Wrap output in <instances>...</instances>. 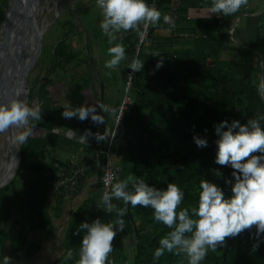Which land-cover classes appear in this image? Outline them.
Wrapping results in <instances>:
<instances>
[{
    "label": "trees",
    "instance_id": "trees-1",
    "mask_svg": "<svg viewBox=\"0 0 264 264\" xmlns=\"http://www.w3.org/2000/svg\"><path fill=\"white\" fill-rule=\"evenodd\" d=\"M152 1L147 0L149 4ZM169 1L154 0L162 14H168ZM182 1L184 0H180ZM186 1L190 4V0ZM7 2L8 0H0V26L5 17L4 6ZM187 10L188 5L184 2L178 10L174 24L165 23L162 17L155 25L149 22L141 42L139 33L143 32V21L139 23V33L131 28L116 32L119 35L117 38L123 39L117 43L124 45L126 58L111 71V78L115 77V81L119 78L116 93L105 91L102 98L97 96L91 83L92 75L88 72V61H94L93 57L87 55L85 59H79L75 42H68L70 35L80 32L76 26V18L69 15L63 20H54L64 29L52 38L51 43L55 44L51 48H45L43 41L35 66L42 65L45 76L39 84V73L34 77V84L27 95L29 105L34 96L40 100L41 119L35 121L36 131L39 133L31 140L28 137L21 144L16 171L6 184L0 186V252L6 242L10 248L20 251L30 232L40 230L50 234L54 231L52 218L59 216L62 210L63 182L74 176L78 165L81 167L77 174L79 184L76 192L92 174L96 177V187L69 215L65 240L62 239L61 243L63 251L47 264H75L79 257V241L83 232L73 235V230L81 220H91L96 216L109 218L100 200L103 194L101 165L107 159L108 142H97L93 136H84L81 141L75 140L67 147L68 139L63 136L69 127L78 136L83 134L82 121L64 118L57 99L59 94L68 98L72 85L77 82L80 85L82 102L73 105L74 107L85 102H99L113 109L104 114V125H96L95 129L91 122L89 127H85L93 133L103 132L106 127L113 130L122 92L127 86L129 104L123 109V130H115L116 141L109 150V158L115 168L112 183L129 177L132 180L143 178L156 187H166L169 182L176 183L185 193L177 211L197 206L199 182L202 179L220 185L225 195L231 194L230 186L224 184V179L230 178V166L215 163L213 125L222 118L235 117L244 122L247 117H264L261 109L246 111L247 93L237 90L241 80L248 85L257 86L261 82L264 85V12L259 20L261 22L257 24L256 37L245 43L249 47L252 60L256 62L251 63L255 84H250L249 77L237 74L231 69L227 63V55L223 54L227 51L228 33L223 30L222 19L217 16H197L193 18V22H189ZM169 25L171 30L165 37L160 38L155 29L159 32ZM123 34L125 35L122 36ZM158 36L160 39H157ZM147 39L148 49L144 45ZM153 53L163 56L164 62L159 68H156V62L160 56ZM47 57V64H43ZM133 58L144 61L142 71L133 72L128 68V62ZM82 62L87 65L84 72L82 68L79 70ZM71 69H76L77 72L76 77L69 78V84L52 86L54 79L60 78ZM41 86L43 89L39 94L37 92ZM261 123L264 124V120ZM53 129H57L56 133L61 136L62 147L68 150L66 154L72 152V156H75L82 153L85 155L83 161L79 160L73 165L69 155L58 159H49L46 156V141L52 136ZM194 133L206 137V147L196 146L193 141ZM92 142L94 146L91 145ZM96 148V156L91 157L95 155ZM112 153L117 164L113 162ZM95 161L97 166H94ZM23 173L25 178L18 184L19 176ZM59 180L62 182L56 185ZM52 188H55L54 204L49 210L45 206V200L47 192ZM110 189L111 185L108 191ZM128 190H132L131 182ZM114 203L124 206L118 200H114ZM124 220V230L118 232L113 240V248L108 254L106 264H109L110 258L113 264H188L186 255L176 250H166L161 257L153 259L159 238L171 229L153 219L151 207H133L129 204ZM254 233L255 226L235 237H226L223 245L215 250H208L200 264H264V242L254 248ZM69 249L73 252L71 258L66 257Z\"/></svg>",
    "mask_w": 264,
    "mask_h": 264
},
{
    "label": "clouds",
    "instance_id": "clouds-1",
    "mask_svg": "<svg viewBox=\"0 0 264 264\" xmlns=\"http://www.w3.org/2000/svg\"><path fill=\"white\" fill-rule=\"evenodd\" d=\"M246 2L247 0H212L209 13L229 16L236 13ZM96 4L102 15L99 28L110 41L114 38L113 33L120 30L127 31L131 28L139 33L141 21L155 25L162 17L165 23L174 24L169 14H162L147 0H96ZM13 9L32 17L37 10V4L35 0H31V3L29 0H11L9 16ZM0 31L5 35L8 33L7 17ZM41 41L43 45L42 38ZM107 51L110 54V57L104 61L107 69L115 68L126 58L125 47L121 43L112 44ZM153 55L160 56L156 62V68H159L164 62L163 56L158 53ZM143 64V60L133 58L127 66L136 72L143 70ZM260 87V94L262 93L264 100L262 82ZM258 90L259 88H256V91ZM126 91L127 86L124 93L122 92V101L127 96ZM62 108L61 115L64 118L91 120L94 125H104V114L113 110L110 106L99 102H85L75 107L71 103H65L62 104ZM40 119V105L38 103L29 105L19 93L9 96L6 100H0V133L15 129L14 143L23 144L31 132L29 121ZM262 120L264 117H247L241 122L239 118L233 117L214 122L216 145L214 159L215 163L229 165L231 168L230 178L224 179V184L230 186V195H225V191L217 183L202 179L199 182L197 206L177 211V206L181 204L185 193L176 183L169 182L166 187H156L143 178L132 180L131 177L112 183L110 191H105L100 197L104 212L109 214V218L96 216L91 220L84 219L73 230V235H80L83 232L79 241V257L75 260V264H106L108 254L113 248V240L118 232L124 230V216L129 204L133 207L136 205L151 207L153 219L171 229L159 238L153 259L161 257L166 250L168 252L176 250L186 255L188 264H200L209 249H217L225 243L226 237H235L246 229L251 230L253 226H255L253 247H258L264 242V124L261 123ZM105 129L103 132L95 133L91 129H85L83 137L93 136L97 142L105 141L110 136ZM54 130L57 132V129ZM193 141L198 148L206 147L208 143L206 137L195 133ZM14 159L17 164L18 160L15 157ZM130 182L132 190H128ZM114 200L120 201L124 206L114 203ZM72 256L73 252L69 249L66 257ZM0 264H12L11 257L3 255Z\"/></svg>",
    "mask_w": 264,
    "mask_h": 264
},
{
    "label": "rangeland",
    "instance_id": "rangeland-1",
    "mask_svg": "<svg viewBox=\"0 0 264 264\" xmlns=\"http://www.w3.org/2000/svg\"><path fill=\"white\" fill-rule=\"evenodd\" d=\"M54 0H40L39 6L37 8V24L42 29L40 30L43 32L42 34V40L45 43V48H51L55 43H51L52 38L56 36L60 31H62L64 28L61 27L59 22H55L54 20L56 18H59V20H63L66 17H75L76 26L80 32L74 33L70 35L68 38V42L74 41L75 47L79 54V59H85L88 55V57L92 58L94 61H88V72L92 75L91 83L94 86L97 96L101 97L102 94L106 91V93H109L111 91L113 94L116 93V88L118 86V80L115 81V77L111 78V74H113L111 71H114L113 69H107L104 66V61L110 57V54L108 53L107 49L112 45L116 44L119 40H123L120 38H117L119 35L116 33H113V39H109L108 36L104 35L100 28L99 24L102 19L101 10L99 9L98 5L96 4V0H60V5L57 6L53 5ZM10 0H8L7 4L4 6L5 12L9 8ZM41 9V10H40ZM72 14L74 16H72ZM43 16V17H42ZM264 17V15H263ZM84 22H83V21ZM44 22V23H43ZM261 22V21H259ZM80 23V24H79ZM155 32L158 33L157 29H155ZM122 38V37H121ZM157 39H160L159 36ZM244 42V41H243ZM149 39H147L144 42L145 48H149ZM245 45L244 52L249 53V47ZM74 47V48H75ZM255 58V57H254ZM49 58L47 57L43 64H47ZM232 61V60H231ZM231 61L228 62V65L231 64ZM256 63L255 60H253V64ZM251 62H248L247 64L241 63V65H237L236 63L232 65V68L236 70V73L238 74H244L243 76L249 77L250 84H255L254 74H252V66ZM42 65L33 66L30 71L27 74L26 78V86L28 87L26 96L28 95L29 88L34 84L33 80L34 77L39 73V80L37 81V84L41 83L43 76H45L44 68ZM79 70L82 68V72H84L87 68V65H84V62H82L79 65ZM76 69H71L65 74H62L60 78L54 79L51 84L53 87H59L61 83L69 84L70 80L69 78L76 77ZM70 75V76H69ZM73 76V77H72ZM102 82V86H101ZM28 83V84H27ZM123 83V82H122ZM104 84V85H103ZM117 85V86H116ZM43 86V85H42ZM39 89L37 93H40V90L43 89V87ZM73 87L70 89V96L68 98H65L64 95L59 94L57 97L59 105L62 107V104L65 103H71L72 105H78L82 102V96L79 93V82L74 83L72 85ZM261 84L259 83L257 86L248 85L245 82L240 81L237 90L238 92H246V99L248 101V105L246 106V111L254 110V109H261L264 111V100H262V93L260 94ZM259 88L258 91H256ZM66 88H64L65 90ZM124 93V92H123ZM27 101V99H26ZM38 103L40 104V100L37 96H34L31 100L30 105ZM63 110V108H62ZM264 115V113H263ZM84 130L87 127H89L91 120H84L82 121ZM29 124L31 126V132L29 135V139L35 138V136L38 135L36 131V123L35 121H29ZM61 126V125H59ZM86 127V128H85ZM96 129V125H94ZM106 132L108 134H111V131H109L106 128ZM37 133V134H35ZM65 134V132H64ZM71 134V133H69ZM56 131H53L52 136L47 138V141L49 140L50 143L46 141V148L47 152L45 153L46 156L50 159L51 157L58 159V158H64L66 155H69L68 157L71 158V163L73 165H76V162L81 160H84V154H79L72 156V152L70 154L67 153V149L65 147H62V142L58 144L59 142L56 141V138H61L60 135H58ZM65 136V135H63ZM68 139V143L64 139V141L67 143V147L69 145L73 144L74 140L65 136ZM63 137V138H65ZM29 140V141H30ZM107 141V139H106ZM116 139L113 138V142H115ZM94 146V143L91 144ZM21 144L17 143V149L19 151ZM98 149H95V155L96 151ZM6 153H8V146L5 144V136L4 133H0V167L2 163V159L6 157ZM20 155V151H19ZM112 159L113 162L117 164V160L115 159L114 153H112ZM90 157V156H89ZM94 166H97V162H94ZM77 171L74 173L73 177H69L68 179L66 176V182H63V200H62V210L59 216L52 218V223L54 226V231L50 234H45L44 231L36 230L33 232H30L28 234L27 240L36 241L34 242V245L36 244L39 246L38 250L36 251L37 255L36 257H31L30 254H34L30 252V250L26 247L21 249L20 251L16 252L15 249L10 248L8 242L5 243L3 249L0 252V262L3 260V255H9L12 260V264H46L47 261H50V259H55L57 256L61 254L63 251L62 247V239L65 240V230L67 226V221L69 218V215L71 212L81 203L82 196L84 192H87L91 189H94L96 187V177L95 175H91L86 178L85 184L82 186V188L76 192V188L79 184V181L76 180L77 174L80 171L81 166H76ZM19 183L20 184L23 181V178H25V173L19 176ZM11 179V178H10ZM61 183L62 180H59L56 182V185L58 183ZM55 191V188L50 189L46 194V200H45V206L51 210L50 206L54 204V197L53 192ZM97 200V199H96ZM29 255V256H26Z\"/></svg>",
    "mask_w": 264,
    "mask_h": 264
},
{
    "label": "water",
    "instance_id": "water-1",
    "mask_svg": "<svg viewBox=\"0 0 264 264\" xmlns=\"http://www.w3.org/2000/svg\"><path fill=\"white\" fill-rule=\"evenodd\" d=\"M38 0H35L37 4ZM31 3V0H29ZM9 4V8H10ZM9 8L5 12V17L1 23L0 28L3 27L5 18L7 17L8 24V33L2 37V31H0V43L1 38L3 42L0 44V67L5 64L6 67H10L13 71L12 74L15 76L13 84L11 85L10 90L7 92L9 80L5 77L0 79V100H6L10 95H15L17 93L21 94L25 99H27L24 89L28 90V87L25 86L27 74L30 69L34 66L37 58L39 57L42 50V34L40 31V26L37 24L36 16L37 10L32 17L27 16L25 13H19L15 9L12 10L11 16H9ZM30 34V38L28 37ZM23 39L28 42H23ZM18 45V50L15 55L8 54L10 47ZM31 46V48H29ZM30 49V51H28ZM6 51V52H5ZM22 51V53H21ZM27 93V91H26ZM10 131V130H9ZM71 133V134H69ZM65 135L73 140H82L84 133L81 136L75 134L72 127L68 128ZM111 146H108L107 151L109 152ZM19 151L17 149V143L10 144V155L8 158L14 156L18 158L19 163ZM20 156V155H19ZM18 163L12 165V174L9 178L0 183V186L6 184L10 178L14 175ZM79 181V178H76Z\"/></svg>",
    "mask_w": 264,
    "mask_h": 264
},
{
    "label": "crops",
    "instance_id": "crops-1",
    "mask_svg": "<svg viewBox=\"0 0 264 264\" xmlns=\"http://www.w3.org/2000/svg\"><path fill=\"white\" fill-rule=\"evenodd\" d=\"M184 2L185 4L188 5V10L186 11V15H187V18L189 19V22H193V18L197 16H205V17L217 16L218 18L222 19L224 23L223 30L227 31L228 33V41H227V47H226L227 49L225 48L227 51L223 54H226L228 57L227 63L232 60L230 67L233 71H235V73H236V70L232 68L233 64L236 63L237 65H241V63L247 64L248 62H251V63L253 62L250 52L249 53L244 52L245 45H243V43L250 42V40L255 38L257 35V24L259 20H261L262 13L264 12V0H247L246 4L242 5L241 8L236 13L231 14L229 16H223L222 14L209 13L212 0L211 1L210 0L209 1L207 0H192L191 1L190 0V4L189 2L184 0L180 2V7L181 5H184ZM170 30L171 28L169 25L168 28L161 29L158 32V35L161 36L160 38L165 37ZM233 49L236 51H233ZM241 75H244V74L241 73ZM101 86H102V83H101ZM56 141H58L59 142L58 144H60L61 138L60 139L56 138ZM47 142L50 143L49 140ZM91 190L84 192L82 198L86 196L89 197L91 195V192H90ZM93 201L96 202V200H93ZM34 242L36 241L27 240L26 244L24 245L25 248L27 247L30 250V252L34 253V254H30V256L33 258L38 256L36 254L37 253L36 251L38 250V247H39L37 244L35 246ZM26 256H29V255H26ZM55 259H50V261H53ZM50 261H47V263Z\"/></svg>",
    "mask_w": 264,
    "mask_h": 264
},
{
    "label": "built area",
    "instance_id": "built-area-1",
    "mask_svg": "<svg viewBox=\"0 0 264 264\" xmlns=\"http://www.w3.org/2000/svg\"><path fill=\"white\" fill-rule=\"evenodd\" d=\"M153 4L155 5L154 0L150 3V5H153ZM179 8H180V0H170L169 1L168 14L172 17L173 21L178 16ZM147 25H148V23L145 24V22H143V24H142L143 32H142V35H140V38H139L140 41L143 40L142 38L146 33ZM124 35L125 34H123L122 36H124ZM127 104H129V99L127 96H125L123 98L122 103L119 105L117 116L114 119V126L115 127L113 128V130H111V134H109L110 136L107 139L108 146H111L113 144V138H114L115 130L123 128L121 121H122V116H123V109ZM107 129L109 130V128H107ZM106 154H107V156H106L107 159H106L105 163L101 165V168L103 170V175H102L103 193L105 191L109 190V187H110V185L114 179V169H115L114 166L112 165L111 161H110L108 151H106ZM109 264H113L111 258L109 259Z\"/></svg>",
    "mask_w": 264,
    "mask_h": 264
},
{
    "label": "bare ground",
    "instance_id": "bare-ground-1",
    "mask_svg": "<svg viewBox=\"0 0 264 264\" xmlns=\"http://www.w3.org/2000/svg\"><path fill=\"white\" fill-rule=\"evenodd\" d=\"M39 3H40V0L37 1V8L39 6ZM56 4H57V6H59L60 5V0H55L53 2V5H56ZM10 6H11V0H10ZM142 24H143V22H142ZM41 29L42 28H40V30ZM3 36H4V32L2 31V37ZM28 37L30 38V34H28ZM2 39L3 38H1V43L3 42ZM23 42H28V40L26 41L25 39H23ZM139 42H141V41L139 40ZM29 48H31V46ZM17 50H18V45H15L14 47H10L7 53L8 54L11 53V55L12 54L15 55L17 53L16 52ZM28 51H30V49H28ZM21 53H22V51H21ZM12 71L13 70L10 67H6L5 64H3L2 67H0V79L2 77H5L7 80H9L7 92L10 90L11 85L13 84V81L15 79V76L13 75L14 73L12 74ZM25 86H26V84H25ZM24 90H25L24 93L26 94L27 90L26 89H24ZM7 94H8V96H11L9 93H7ZM15 134H16V130L15 129H11L10 131L4 132L5 144L8 146V153H6V157L4 159H2V163H1V167H0V183L6 181L9 178V176H11L12 171H13L12 170V165L14 163H16L15 159H14V156H12L11 158L10 157L8 158V156L10 155V144L14 143L13 142V137L15 136ZM18 157H19V155H18ZM15 158L18 160L17 156Z\"/></svg>",
    "mask_w": 264,
    "mask_h": 264
},
{
    "label": "flooded vegetation",
    "instance_id": "flooded-vegetation-1",
    "mask_svg": "<svg viewBox=\"0 0 264 264\" xmlns=\"http://www.w3.org/2000/svg\"><path fill=\"white\" fill-rule=\"evenodd\" d=\"M54 1H55V0H54ZM54 1H53V2H54Z\"/></svg>",
    "mask_w": 264,
    "mask_h": 264
}]
</instances>
